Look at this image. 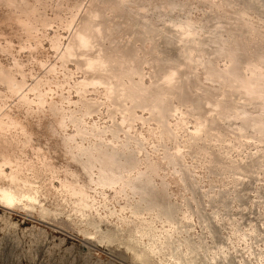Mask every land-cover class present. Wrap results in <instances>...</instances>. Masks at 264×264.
<instances>
[{
    "label": "rangeland",
    "instance_id": "1",
    "mask_svg": "<svg viewBox=\"0 0 264 264\" xmlns=\"http://www.w3.org/2000/svg\"><path fill=\"white\" fill-rule=\"evenodd\" d=\"M258 120L264 0H0V264H264Z\"/></svg>",
    "mask_w": 264,
    "mask_h": 264
},
{
    "label": "bare ground",
    "instance_id": "2",
    "mask_svg": "<svg viewBox=\"0 0 264 264\" xmlns=\"http://www.w3.org/2000/svg\"><path fill=\"white\" fill-rule=\"evenodd\" d=\"M80 44L82 46H84V42H80ZM122 76V75H121ZM228 89V88H227ZM254 124H262L264 125V123H262L261 120L255 121ZM2 201L6 204V205H11L14 204V202L16 201V199L14 198V196L12 194H4V197L2 198ZM190 263H194L193 260L190 261Z\"/></svg>",
    "mask_w": 264,
    "mask_h": 264
}]
</instances>
